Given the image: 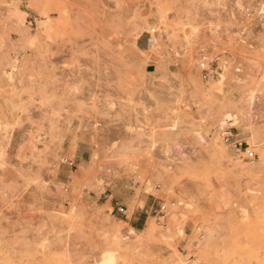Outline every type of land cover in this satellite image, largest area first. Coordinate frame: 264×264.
Masks as SVG:
<instances>
[{
  "label": "rangeland",
  "instance_id": "374dc122",
  "mask_svg": "<svg viewBox=\"0 0 264 264\" xmlns=\"http://www.w3.org/2000/svg\"><path fill=\"white\" fill-rule=\"evenodd\" d=\"M255 2L0 0V264H264Z\"/></svg>",
  "mask_w": 264,
  "mask_h": 264
},
{
  "label": "built area",
  "instance_id": "2783aa9c",
  "mask_svg": "<svg viewBox=\"0 0 264 264\" xmlns=\"http://www.w3.org/2000/svg\"><path fill=\"white\" fill-rule=\"evenodd\" d=\"M243 13L245 18H253L254 19L253 21L255 23L258 22L260 26L264 25V7H261V5L258 2H255L251 8L249 7L244 8ZM200 68L204 79H209L214 76L213 69L206 68L204 62H201ZM225 141L228 142V137L225 139ZM248 158L249 159L254 158L252 152L248 153ZM118 210L122 213L126 212L124 208H119Z\"/></svg>",
  "mask_w": 264,
  "mask_h": 264
},
{
  "label": "crops",
  "instance_id": "0c3cea01",
  "mask_svg": "<svg viewBox=\"0 0 264 264\" xmlns=\"http://www.w3.org/2000/svg\"><path fill=\"white\" fill-rule=\"evenodd\" d=\"M139 43H144L142 39L139 38L138 40ZM144 45V44H143ZM133 228L135 229H140L143 226V220L140 219L139 217H133Z\"/></svg>",
  "mask_w": 264,
  "mask_h": 264
}]
</instances>
